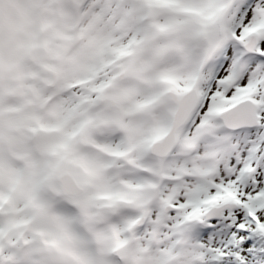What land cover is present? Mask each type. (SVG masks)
Returning <instances> with one entry per match:
<instances>
[{"label":"snow or ice","instance_id":"1","mask_svg":"<svg viewBox=\"0 0 264 264\" xmlns=\"http://www.w3.org/2000/svg\"><path fill=\"white\" fill-rule=\"evenodd\" d=\"M0 264H264V0H0Z\"/></svg>","mask_w":264,"mask_h":264}]
</instances>
